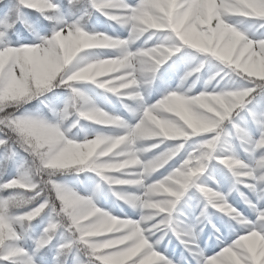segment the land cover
Segmentation results:
<instances>
[{"label": "snow or ice", "instance_id": "6c2138e0", "mask_svg": "<svg viewBox=\"0 0 264 264\" xmlns=\"http://www.w3.org/2000/svg\"><path fill=\"white\" fill-rule=\"evenodd\" d=\"M262 29L264 0H0V264H264Z\"/></svg>", "mask_w": 264, "mask_h": 264}, {"label": "rangeland", "instance_id": "374dc122", "mask_svg": "<svg viewBox=\"0 0 264 264\" xmlns=\"http://www.w3.org/2000/svg\"><path fill=\"white\" fill-rule=\"evenodd\" d=\"M240 18H234L233 22H236V21H239ZM250 26V21H244L243 23L239 24V27L242 28V29H247L249 28ZM261 31H264V29H262ZM202 87L201 83H197V88H200ZM211 228V225L208 226V228L205 229V231H208L209 229ZM171 247V246H169Z\"/></svg>", "mask_w": 264, "mask_h": 264}]
</instances>
